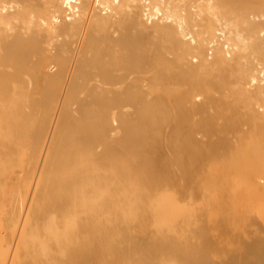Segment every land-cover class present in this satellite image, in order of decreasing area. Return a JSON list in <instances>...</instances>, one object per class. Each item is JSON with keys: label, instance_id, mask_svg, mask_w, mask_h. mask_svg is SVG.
<instances>
[{"label": "bare ground", "instance_id": "6f19581e", "mask_svg": "<svg viewBox=\"0 0 264 264\" xmlns=\"http://www.w3.org/2000/svg\"><path fill=\"white\" fill-rule=\"evenodd\" d=\"M0 264H264V0H0Z\"/></svg>", "mask_w": 264, "mask_h": 264}, {"label": "rangeland", "instance_id": "374dc122", "mask_svg": "<svg viewBox=\"0 0 264 264\" xmlns=\"http://www.w3.org/2000/svg\"><path fill=\"white\" fill-rule=\"evenodd\" d=\"M38 1H39V0H38ZM29 80H30L29 83H28V79L25 81L26 83H25V82H23V83H25V84H29L28 86H30L31 84H33V85H31L30 87L35 86V82H34V80H32V81H31V79H29ZM167 80H168V79L165 80V83H163L164 80L160 81L161 83L158 82V85L161 84L160 87L163 88L165 85L162 86V83H163V84H167V83H166ZM168 81H170V80H168ZM30 82H31V83H30ZM32 82H34V83H32ZM25 84H23L24 87L21 88V90H23V91H24V89H26V87H28V86L25 85ZM53 84H54V83H53ZM168 84H169V83H168ZM168 84H167V85H168ZM171 84H172V83H171ZM39 85H40V84H36V89L38 88ZM51 85H52V84H51ZM51 85H50V88H51L52 92H53L54 94H56V91H55V90L58 91L57 87H59V86H58L59 84L57 85V83L55 82L54 86L57 85V87H56V86H55V87H54V86L51 87ZM148 85H149V83H148ZM150 85H153V84H150ZM155 86H156V83L153 85L152 88H156ZM30 87H28L27 89H30ZM166 87H167V86H166ZM168 87H170V85H169ZM19 88H20V87H19ZM23 88H24V89H23ZM39 88H40V89H39ZM39 88H38L39 91H38V90L35 91V89H34V91H31V89H33V88H31V89H30V93H31V95H32V93L36 92V93H34V94H35V96L37 95V97H36V98L38 99L37 102L40 103V101H41V103H42V102L45 103L44 100H46V98H44V96L46 97V94H48L49 86L46 87V86L41 85V87L39 86ZM54 88H55V89H54ZM152 88H151V89H152ZM146 89H147V88H146ZM42 90H43V91H42ZM23 91H19V89H18V92H17V90H16L17 94L19 93V95H22ZM54 91H55V92H54ZM153 91H154V89H153ZM38 92H39V93H38ZM42 92H43V93H42ZM153 93H154V92H153ZM31 95H30V96H31ZM30 96H29V98H30ZM33 96H34V95H32L31 99L35 100L36 98H35V96H34V98H33ZM39 96H40V97H39ZM167 124H168V123H167ZM155 125H158V126H159V123H158V124H155ZM155 125H154V126H155ZM160 125H161V124H160ZM169 125H170V124H169ZM158 126H157V128H156V126H155L154 129H158V128H160L159 130H161V128H162L163 131L168 130V132H169V128H171L170 126H169L168 128L165 126L166 129L164 130V128H163L164 125H163V127H160V126L158 127ZM161 126H162V125H161ZM201 129H202V128H201ZM159 130H158V131H159ZM170 130H172V128H171ZM152 131H153V130H152ZM156 131H157V130H156ZM158 131H157V133L161 135L162 131H161V133H159ZM202 131H203V129H202ZM165 132H167V131H165ZM168 132H167V133H168ZM170 132H171V131H170ZM198 132H199V131H198ZM171 133H172V132H171ZM200 134H202V132H201ZM200 134H199V135H200ZM204 134H207V133H203V135H204ZM164 135H166V134H163V133H162V136H164ZM169 135H170V134H169ZM203 135H202V136H203ZM206 136H207V135H206ZM166 140H167V139H166ZM166 140H165V141H166ZM163 141H164V139H163Z\"/></svg>", "mask_w": 264, "mask_h": 264}]
</instances>
